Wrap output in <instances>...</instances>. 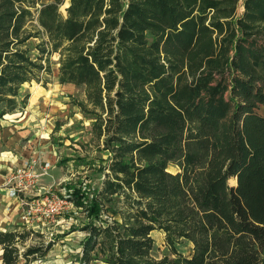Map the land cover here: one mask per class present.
<instances>
[{
    "label": "trees",
    "instance_id": "16d2710c",
    "mask_svg": "<svg viewBox=\"0 0 264 264\" xmlns=\"http://www.w3.org/2000/svg\"><path fill=\"white\" fill-rule=\"evenodd\" d=\"M62 2L0 0V120L53 64L82 88L90 139L73 161L86 172L64 185L84 233L72 264H264V0ZM31 237L0 229L2 264L54 244Z\"/></svg>",
    "mask_w": 264,
    "mask_h": 264
},
{
    "label": "rangeland",
    "instance_id": "374dc122",
    "mask_svg": "<svg viewBox=\"0 0 264 264\" xmlns=\"http://www.w3.org/2000/svg\"><path fill=\"white\" fill-rule=\"evenodd\" d=\"M67 3L68 0H63L59 4L60 11H64ZM241 9L239 7L238 11L240 12ZM35 42V39L30 40L31 44ZM52 59L55 61L57 56H53ZM20 93L22 96L26 94L28 96L27 108L24 111H28L29 114L26 116L30 118V125L35 131H39L41 136L40 140H42L37 147L38 149L40 148V152H37L35 155H30L25 159L33 163V170L37 174L43 173L42 167L45 162L51 163L46 173L39 175L36 187L41 191L60 194L66 191L64 185L67 182L79 180L86 172L84 170L86 165L83 161L80 163L77 161V164L73 161L77 156H82L80 154L81 148H83L81 144L86 147L90 139L89 131L91 120L84 116L77 105L73 103V100L82 101L84 99L82 88L72 84L59 83L57 65L53 64L51 74H41L39 82L32 81L23 84ZM258 112L264 114V105L259 106ZM5 127L4 122L0 124V129ZM92 154L96 155L97 153L93 152ZM66 157L70 158L66 163L62 165L56 163V161ZM53 160H56V164H54ZM14 168L7 175L6 182L2 184V187L6 188V190L14 185L13 180H9ZM175 169L172 165L168 167L170 171H174ZM99 175L97 173L93 175L92 186H97L100 180ZM15 198L18 200L21 199L20 201L23 204L24 212L28 207L29 201L35 197L31 193L25 195L21 193ZM81 218L82 214L80 210L74 205L57 217L41 219L37 218L35 214L32 218H28L27 220L30 221L38 220L42 222L38 226L35 224L33 226H35V230L43 234V237H31L28 239L27 244H34L39 241L46 243L54 240V244L48 253L43 258L37 259L31 264H72L76 254L80 251V241L84 233L78 229L74 231L70 230L73 226H79ZM17 226L19 225H16L14 222L0 225V227L6 228H16ZM151 236L154 239L152 256L159 259L165 249L164 233L159 230H154ZM178 248L185 254H188L191 250V245L181 243L178 245ZM0 264H2L1 258ZM91 264L103 263L95 261Z\"/></svg>",
    "mask_w": 264,
    "mask_h": 264
},
{
    "label": "crops",
    "instance_id": "0c3cea01",
    "mask_svg": "<svg viewBox=\"0 0 264 264\" xmlns=\"http://www.w3.org/2000/svg\"><path fill=\"white\" fill-rule=\"evenodd\" d=\"M26 106L21 111L5 114L0 120V124L4 122L6 126L0 129V225L14 222L19 225L16 228L25 227L37 231L33 225L38 226L42 222L24 219L23 204L20 199L10 196L8 189L2 187L11 169L22 166L26 161L25 158L40 152V148L37 147L42 141L40 140L41 136L39 131H35L30 125V118L27 117L29 113L24 111ZM55 161L53 160L54 164L58 163ZM13 228L0 227L3 230Z\"/></svg>",
    "mask_w": 264,
    "mask_h": 264
},
{
    "label": "built area",
    "instance_id": "2783aa9c",
    "mask_svg": "<svg viewBox=\"0 0 264 264\" xmlns=\"http://www.w3.org/2000/svg\"><path fill=\"white\" fill-rule=\"evenodd\" d=\"M48 167H50V163L45 162L42 167L43 173L37 174L33 170V163L29 160L24 161L22 166L14 168L12 176L9 177V180H13L14 183L12 187L8 188L11 196L18 197L21 193L22 195L31 193L35 197L29 201L28 207L23 212L26 219L32 218L35 214L37 218L41 219L57 217L73 206L66 191L55 194L41 191L36 187L39 175L45 174Z\"/></svg>",
    "mask_w": 264,
    "mask_h": 264
},
{
    "label": "bare ground",
    "instance_id": "6f19581e",
    "mask_svg": "<svg viewBox=\"0 0 264 264\" xmlns=\"http://www.w3.org/2000/svg\"><path fill=\"white\" fill-rule=\"evenodd\" d=\"M235 180H236V179H234V178H230V179H229V183H230V184H231V183H232V184H235Z\"/></svg>",
    "mask_w": 264,
    "mask_h": 264
},
{
    "label": "water",
    "instance_id": "95a60500",
    "mask_svg": "<svg viewBox=\"0 0 264 264\" xmlns=\"http://www.w3.org/2000/svg\"><path fill=\"white\" fill-rule=\"evenodd\" d=\"M66 6H68V4Z\"/></svg>",
    "mask_w": 264,
    "mask_h": 264
}]
</instances>
